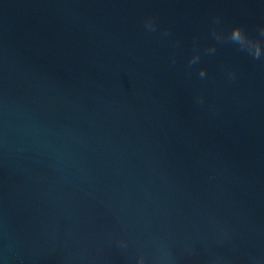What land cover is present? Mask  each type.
I'll return each instance as SVG.
<instances>
[{"label": "water", "instance_id": "water-1", "mask_svg": "<svg viewBox=\"0 0 264 264\" xmlns=\"http://www.w3.org/2000/svg\"><path fill=\"white\" fill-rule=\"evenodd\" d=\"M234 25L264 0H0V264H264V59Z\"/></svg>", "mask_w": 264, "mask_h": 264}, {"label": "clouds", "instance_id": "clouds-1", "mask_svg": "<svg viewBox=\"0 0 264 264\" xmlns=\"http://www.w3.org/2000/svg\"><path fill=\"white\" fill-rule=\"evenodd\" d=\"M145 26L148 30L154 31L155 26L151 20L146 21ZM259 36L258 38L250 37L246 31L239 25L232 26L230 32L227 34L226 39H228L233 44L237 45L241 51L246 52L250 55L254 60H262L264 59V47H262L261 41L264 40V26H261L258 29ZM215 34V33H214ZM217 39H221L219 35H217ZM210 52H214L215 49H209ZM199 61V54H194L189 59V65H193ZM205 70L201 68L199 70V75L201 78L205 76ZM138 264H145V260L143 256L137 257Z\"/></svg>", "mask_w": 264, "mask_h": 264}]
</instances>
